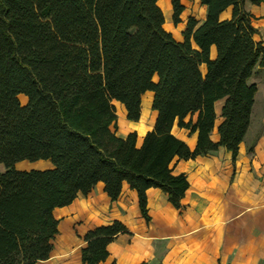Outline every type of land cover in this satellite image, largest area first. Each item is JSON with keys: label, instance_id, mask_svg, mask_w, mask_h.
Returning a JSON list of instances; mask_svg holds the SVG:
<instances>
[{"label": "trees", "instance_id": "1", "mask_svg": "<svg viewBox=\"0 0 264 264\" xmlns=\"http://www.w3.org/2000/svg\"><path fill=\"white\" fill-rule=\"evenodd\" d=\"M169 1L176 25L185 7ZM263 1L198 0L204 18L188 16L177 40L164 28L158 0H0V264L47 259L58 232L54 208L98 182L111 200L125 182L148 220V188L181 207L188 182L172 172L175 160L219 146L234 157L250 124L254 76L264 68V41L254 39L244 4ZM146 91L156 117L137 146L134 130L116 133L113 101L136 121ZM174 122L197 133L193 149L172 134ZM24 159L51 166L17 169ZM123 232L119 220L87 230L81 263L104 260Z\"/></svg>", "mask_w": 264, "mask_h": 264}, {"label": "crops", "instance_id": "2", "mask_svg": "<svg viewBox=\"0 0 264 264\" xmlns=\"http://www.w3.org/2000/svg\"><path fill=\"white\" fill-rule=\"evenodd\" d=\"M181 2L185 7L187 0ZM200 7L201 21L205 7ZM244 8L254 17V39L264 41V1L245 2ZM184 11L181 22L173 27L180 35L177 40H181L186 23L182 19ZM227 16L228 11L221 14L222 18ZM214 54L212 47L211 57ZM254 82L257 90L250 124L234 157L219 146L210 154L174 161L172 172L183 173L188 182L180 208H175L160 189L148 188L149 219L145 220L134 189L124 182L118 197L111 200L103 183L98 182L88 193L78 192L70 204L54 208L58 232L53 249L47 259L35 264H82L80 248L85 245L86 231L113 220L123 223L127 232L113 237L107 244L108 255L96 264H264V68L257 69ZM151 100V91L142 94L136 121L127 120L123 106L113 101L119 111V136L134 130L135 143L141 144L156 117L150 108ZM223 102L224 98L214 102L216 119L210 133L213 141L218 140L217 124ZM171 132L193 149L196 132H189L176 122ZM250 145L252 149L248 151Z\"/></svg>", "mask_w": 264, "mask_h": 264}, {"label": "rangeland", "instance_id": "3", "mask_svg": "<svg viewBox=\"0 0 264 264\" xmlns=\"http://www.w3.org/2000/svg\"><path fill=\"white\" fill-rule=\"evenodd\" d=\"M158 5L162 9L163 15L165 17V22H164V27L167 30H170L172 32V35L174 38H178L180 35L178 33V30H174V24L172 22V9L170 6V1L169 0H158ZM228 11V10H227ZM203 15V10L200 7V5L197 3V0H187L185 4V11L182 15L183 21L188 17V16H193L197 20H200V18ZM180 26V25H178ZM20 102H24L26 100V97L22 94L19 95ZM144 100V99H143ZM116 113H119L118 109L115 107ZM44 163V164H43ZM51 163L49 160L46 159H37V160H20L15 163V167L17 169H31V168H47L50 167ZM3 170V166L0 165V171Z\"/></svg>", "mask_w": 264, "mask_h": 264}, {"label": "bare ground", "instance_id": "4", "mask_svg": "<svg viewBox=\"0 0 264 264\" xmlns=\"http://www.w3.org/2000/svg\"><path fill=\"white\" fill-rule=\"evenodd\" d=\"M226 15V14H225ZM44 164V163H43ZM60 240V239H59ZM56 254V253H55ZM50 261H52V260H50ZM75 262V261H74ZM70 264V263H69Z\"/></svg>", "mask_w": 264, "mask_h": 264}]
</instances>
